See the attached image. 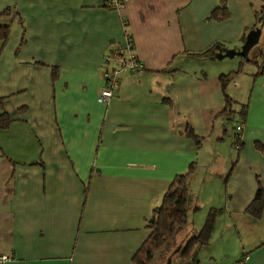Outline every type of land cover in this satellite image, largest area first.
Segmentation results:
<instances>
[{"label":"crops","instance_id":"crops-1","mask_svg":"<svg viewBox=\"0 0 264 264\" xmlns=\"http://www.w3.org/2000/svg\"><path fill=\"white\" fill-rule=\"evenodd\" d=\"M115 1L0 0V14L11 9L0 16L10 26L0 114L12 120L0 130V254L6 264H132L152 210L195 163L186 230L198 233L208 211H220L211 239L180 258L264 264V211L245 212L264 191V70L227 87L243 125L229 151L202 150L224 142L222 117L232 115L222 113L219 82L232 58L216 54L253 35L263 0H224L221 22L211 18L221 0ZM127 40L140 68L119 74L113 98L99 102L104 56Z\"/></svg>","mask_w":264,"mask_h":264},{"label":"trees","instance_id":"trees-1","mask_svg":"<svg viewBox=\"0 0 264 264\" xmlns=\"http://www.w3.org/2000/svg\"><path fill=\"white\" fill-rule=\"evenodd\" d=\"M10 15V8H7L0 14L1 17H8ZM211 18L217 22H221L228 18V10L224 0H221L220 6L212 12ZM255 18L257 22H259L260 18L264 21V6L258 13L255 14ZM9 34L10 26L0 25V51L7 42ZM246 40L247 39L244 41L246 42ZM215 48L218 49L219 46H215L214 48L207 50L203 54H200V56L208 58L213 57L215 55ZM242 58L245 62H251L250 60H246L245 54L242 55ZM238 73H240V69L236 72L234 71L228 74H221L219 76L220 87L225 101V107L222 113L226 114V116L234 113L232 111V107L236 104L227 93V85L236 75H238ZM1 107L2 100L0 99V108ZM246 107L247 106L245 104L241 106V110L239 112L242 117L241 120H244ZM11 121L12 120L9 115L3 111L0 114V130H6ZM240 123H242V121ZM185 134L194 140L197 145L202 143V138L195 134L192 127L187 126ZM239 144V140L236 139L234 145H236L237 149L241 147ZM257 146L259 148L261 147L260 145ZM195 171L196 164L194 163L191 164L184 173L176 175L173 178L168 189L161 198L160 205L152 210V214L146 224V228L150 232L149 237L134 254L132 264H151L155 254L170 240V238L173 237L176 230L187 226L189 222V202L191 198L189 182ZM197 209V207L194 208V210ZM219 211L220 210H216L214 208H211L208 211L201 229L198 231L196 236L187 240L184 248L181 250L180 256L182 258H190L192 250L198 243H207L211 239L216 217ZM263 211L264 191L259 187L254 200L246 207L245 212L255 219H260Z\"/></svg>","mask_w":264,"mask_h":264},{"label":"rangeland","instance_id":"rangeland-1","mask_svg":"<svg viewBox=\"0 0 264 264\" xmlns=\"http://www.w3.org/2000/svg\"><path fill=\"white\" fill-rule=\"evenodd\" d=\"M15 24L16 23L14 22L13 26ZM12 29L14 28L12 27ZM253 34L255 36V41L253 42V44L249 45L246 50L245 46L242 45L238 46L235 49H229V52H226L225 50L216 54L217 61L226 60V58L228 57L232 58V61L230 63L231 66L229 65L225 68L226 74L234 71L236 72L238 69H240V73H238V75H236L228 83L229 85L230 83L232 84L233 82H235V85H232L233 87H231L232 89H237L239 84L245 83V74L247 76L249 73L252 74L264 70V21L261 18ZM242 52H244L246 60H250L251 62H245L243 60ZM229 53H233V55L229 56ZM235 61H239L236 66L234 64ZM238 77L241 78L240 81H237ZM238 119L239 117L236 113L232 114L229 117H222L223 125L228 131V135L224 137V142L217 144V142H210V140L208 139L207 142L202 144V150H204L205 148V150H209L210 152H218L220 154H222V152H228L231 148L233 140V129L237 121H239ZM220 162L223 161L221 160ZM219 169H221V165L218 166V170ZM208 173H212L211 170L208 171ZM212 177L213 176H211L210 179ZM195 225L198 229L201 224L198 225V221H196ZM186 229L187 227L177 229L173 237L170 238V240L155 254L151 264H185V261L180 258V252L184 248L187 239H190V237L197 234V232L192 233V230L187 231Z\"/></svg>","mask_w":264,"mask_h":264},{"label":"built area","instance_id":"built-area-1","mask_svg":"<svg viewBox=\"0 0 264 264\" xmlns=\"http://www.w3.org/2000/svg\"><path fill=\"white\" fill-rule=\"evenodd\" d=\"M110 5H116L115 0H109ZM104 63L108 66L105 74V85L101 91L99 102L107 104L114 96V91L118 85L119 74L122 72H135L140 68V65L134 55L133 47L130 40H127L124 52L109 51L104 56ZM242 123L237 124L235 132L237 135L242 131ZM9 256L0 254V264H6L9 261ZM235 264H248V256H243Z\"/></svg>","mask_w":264,"mask_h":264},{"label":"water","instance_id":"water-1","mask_svg":"<svg viewBox=\"0 0 264 264\" xmlns=\"http://www.w3.org/2000/svg\"><path fill=\"white\" fill-rule=\"evenodd\" d=\"M254 41H255V36H254V34H253L252 36H250V37L247 38V40H246V42H245V44H244V46H245V50H246V48H247L249 45L253 44ZM243 54H244V52H242V55H243Z\"/></svg>","mask_w":264,"mask_h":264}]
</instances>
